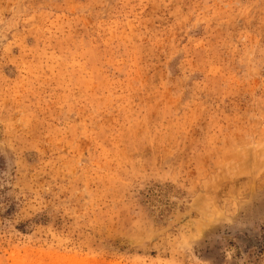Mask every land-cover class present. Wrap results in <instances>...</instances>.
Instances as JSON below:
<instances>
[{
	"label": "rangeland",
	"instance_id": "1",
	"mask_svg": "<svg viewBox=\"0 0 264 264\" xmlns=\"http://www.w3.org/2000/svg\"><path fill=\"white\" fill-rule=\"evenodd\" d=\"M264 0H0V264H264Z\"/></svg>",
	"mask_w": 264,
	"mask_h": 264
},
{
	"label": "trees",
	"instance_id": "2",
	"mask_svg": "<svg viewBox=\"0 0 264 264\" xmlns=\"http://www.w3.org/2000/svg\"><path fill=\"white\" fill-rule=\"evenodd\" d=\"M258 238H259V241L258 242H256V244L253 246V254L255 255V256H259V255H261V253H262V248H263V244H264V235L262 234V232H261V234L258 236Z\"/></svg>",
	"mask_w": 264,
	"mask_h": 264
}]
</instances>
